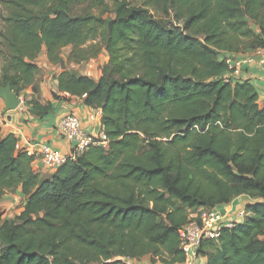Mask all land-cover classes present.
Returning <instances> with one entry per match:
<instances>
[{
    "label": "trees",
    "instance_id": "1",
    "mask_svg": "<svg viewBox=\"0 0 264 264\" xmlns=\"http://www.w3.org/2000/svg\"><path fill=\"white\" fill-rule=\"evenodd\" d=\"M0 86L17 95L49 63L107 60L97 78L67 66L61 92L99 108L106 145L49 176L0 134V264H182L179 229L199 208L239 196L247 215L206 240V264H264V98L224 81L226 57L264 48V0H0ZM49 104L33 103V113Z\"/></svg>",
    "mask_w": 264,
    "mask_h": 264
},
{
    "label": "crops",
    "instance_id": "2",
    "mask_svg": "<svg viewBox=\"0 0 264 264\" xmlns=\"http://www.w3.org/2000/svg\"><path fill=\"white\" fill-rule=\"evenodd\" d=\"M258 53L259 49H250L243 53V56H254V60L244 66L242 78L249 80L255 85L260 97L264 98V64L259 62ZM36 62L40 68L34 75L31 84L18 95L20 99L19 106L14 110L3 112L5 103L0 98V134L13 133L18 139V145L26 146L28 143H44L51 148L67 153L70 151L71 145L60 133L58 128L59 120L63 116L73 113L79 118L82 129L86 133L94 135L99 130L100 118H90V115L94 113V108L83 104L79 97L59 91L57 76L61 72L63 65L66 66L67 60L63 59V64L49 63L43 49L37 56ZM70 66L68 64L67 68L71 69ZM77 74L94 79L98 75V73L94 75L92 71L79 72ZM33 103L41 106L49 104L50 109L44 113H33L31 111ZM32 165L41 174L46 172L47 167L42 160H35ZM20 196L22 197L18 189L15 194H6L2 199L6 200V204L7 200H14L13 203H17L15 199L20 198ZM250 202H253V200L243 195L215 209L221 210L228 214L229 217H232L238 209L245 208V204ZM138 264L163 263H153L148 256H144ZM196 264H206L205 257L200 255Z\"/></svg>",
    "mask_w": 264,
    "mask_h": 264
},
{
    "label": "built area",
    "instance_id": "3",
    "mask_svg": "<svg viewBox=\"0 0 264 264\" xmlns=\"http://www.w3.org/2000/svg\"><path fill=\"white\" fill-rule=\"evenodd\" d=\"M257 55L259 62L264 64V48H260ZM253 60L254 56L250 55L226 57L225 63L229 72L223 80L230 81L241 78L244 66ZM101 115L102 112L99 108H94V113L90 115V118H100L99 130L94 135L88 134L82 129L79 118L73 113H69L59 120L60 133L71 145V149L67 153L51 148L44 143H28L26 147L33 153L34 161L41 159L46 167L56 170L67 159L75 158L88 147L106 145L108 139L101 126ZM246 215L245 208L238 209L232 217L215 208H199L190 213L185 225L179 229V247L184 255L182 264H196L200 257L198 250L202 242L216 240L223 228L232 227Z\"/></svg>",
    "mask_w": 264,
    "mask_h": 264
},
{
    "label": "rangeland",
    "instance_id": "4",
    "mask_svg": "<svg viewBox=\"0 0 264 264\" xmlns=\"http://www.w3.org/2000/svg\"><path fill=\"white\" fill-rule=\"evenodd\" d=\"M3 12V9H2V6L0 5V13ZM2 27V20L0 19V28ZM1 41V39H0ZM0 48H1V44H0ZM70 49L71 47L70 46H65L62 51H61V54H62V61L63 59L66 60V58H63V57H67V55L69 54L70 52ZM107 60V55L105 54V51H101L99 53V55L93 60H89L87 62H84V63H81V64H70V68L73 72L75 73H79V72H85V71H92L94 73V75H96V73H98L101 65ZM2 62V54L0 53V63ZM78 65V66H77ZM66 66H68V63L66 64ZM38 160V159H37ZM41 160V159H39ZM55 170H51L50 168H46V172H43L44 173V177H47L49 176L52 172H54ZM8 194H15L14 193H8ZM15 201H17V203H13L14 200H7V204L5 203L6 200L4 201V199H1L0 201V207L1 209L3 210V214H2V217L3 218H14L15 215H17V213H19V210L20 208L23 207V203L25 201V199L23 197L20 196V198H17L15 199ZM13 203V204H12ZM11 204V205H10ZM126 261L129 263V264H138V262L141 261V259H126Z\"/></svg>",
    "mask_w": 264,
    "mask_h": 264
},
{
    "label": "water",
    "instance_id": "5",
    "mask_svg": "<svg viewBox=\"0 0 264 264\" xmlns=\"http://www.w3.org/2000/svg\"><path fill=\"white\" fill-rule=\"evenodd\" d=\"M0 98L3 99L5 103L3 112L14 110L20 104L19 96L12 92L9 85L0 86Z\"/></svg>",
    "mask_w": 264,
    "mask_h": 264
}]
</instances>
